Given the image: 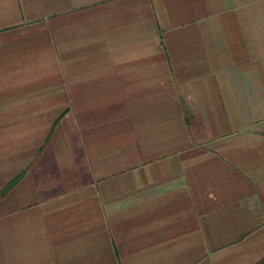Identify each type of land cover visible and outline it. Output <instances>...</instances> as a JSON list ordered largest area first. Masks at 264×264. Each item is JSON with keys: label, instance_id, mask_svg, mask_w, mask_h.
Masks as SVG:
<instances>
[{"label": "crops", "instance_id": "crops-1", "mask_svg": "<svg viewBox=\"0 0 264 264\" xmlns=\"http://www.w3.org/2000/svg\"><path fill=\"white\" fill-rule=\"evenodd\" d=\"M262 260L264 0H0V264Z\"/></svg>", "mask_w": 264, "mask_h": 264}, {"label": "trees", "instance_id": "trees-1", "mask_svg": "<svg viewBox=\"0 0 264 264\" xmlns=\"http://www.w3.org/2000/svg\"><path fill=\"white\" fill-rule=\"evenodd\" d=\"M11 185V184H10ZM10 185L7 187V188H9L10 187ZM257 264H264V260H262V261H260L259 263H257Z\"/></svg>", "mask_w": 264, "mask_h": 264}]
</instances>
